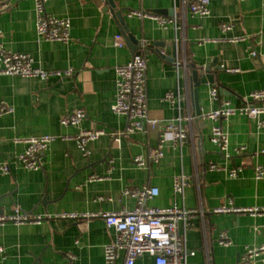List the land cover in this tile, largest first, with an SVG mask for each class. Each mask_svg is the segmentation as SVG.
<instances>
[{
	"label": "crops",
	"instance_id": "crops-1",
	"mask_svg": "<svg viewBox=\"0 0 264 264\" xmlns=\"http://www.w3.org/2000/svg\"><path fill=\"white\" fill-rule=\"evenodd\" d=\"M1 2L0 41L5 48L31 55L43 69L75 72L48 79L0 75V107L11 109L0 115V165L10 164L9 173L0 170V217L16 209L45 216L39 223H0V264H105L104 249L114 240V229L104 218L60 215L132 210L137 200L124 190L144 185L158 189L147 206L198 210L186 232V245L194 252L188 264H236L247 246L264 245V213L215 211L223 205L264 207V178L257 179L254 171L264 164V126L245 114L216 121L196 114L197 108L202 114L215 111L224 101L241 106L250 92L264 89V0H210L207 17L192 15L186 0H112L137 41L136 50L126 41L122 48L115 46L124 26L109 0L46 2L47 15L70 19L68 42L37 36L35 0ZM133 10L176 17L177 23L163 27L154 18L130 15ZM223 23L230 27L222 29ZM137 50L147 58V106L158 125L126 133L120 141L104 134L83 153L74 138L80 130L126 131L127 117L113 110L116 67ZM190 65L208 66L200 73L211 75L212 81L196 87ZM213 88L217 97L211 94ZM167 93L174 94V103L165 99ZM77 109L86 117L78 125H63L62 117ZM178 117L188 138L179 148L168 137L163 158L151 161L164 126ZM216 124L228 133V157L211 141ZM49 134L56 139L42 156V167L24 168L17 155L26 144L17 139ZM138 155L147 169L134 163ZM211 163L221 168L211 170ZM234 167L241 171L231 178L228 170ZM181 173L193 182L177 195L174 177ZM222 231L231 245L218 242ZM263 259L264 254L259 263ZM151 261L150 255H143L136 264Z\"/></svg>",
	"mask_w": 264,
	"mask_h": 264
},
{
	"label": "built area",
	"instance_id": "built-area-1",
	"mask_svg": "<svg viewBox=\"0 0 264 264\" xmlns=\"http://www.w3.org/2000/svg\"><path fill=\"white\" fill-rule=\"evenodd\" d=\"M48 0H35V10L37 14L36 31L37 36L50 41L68 42L71 40V21L69 18H59L49 16L46 13V2ZM176 1V0H173ZM190 13L198 17H207L211 13L210 0H186ZM130 15L139 17H151L157 22L167 27L175 24L177 18H165L153 12L141 10L130 11ZM222 29H228L229 24H221ZM2 33L0 31V38ZM115 46L122 48L126 45L123 35L117 34L114 39ZM256 55V51H251ZM178 64V63H177ZM73 69L47 70L34 64L33 57L25 53H17L4 47L0 41V75L11 74L25 77H39L48 79L50 77H70L74 74ZM211 94L218 96L217 88H213ZM166 100L175 102L173 93H167ZM147 93V58L142 53L134 54L131 59L116 67V102L114 112L127 117L128 124L125 132H107L103 128L82 129L74 137L83 153H88L89 142L99 139L102 135L109 133L111 137L120 141L121 136L132 132H147L158 125L157 119H153L148 110ZM11 109L5 105L0 107V115L8 113ZM235 114H245L256 118L261 126H264V89L250 92L244 97V104L232 106L229 101L222 102L219 109L208 113L197 115L199 119H228ZM86 113L83 109H77L64 115L61 119L63 125H78ZM182 117L166 124L160 133L159 144L151 154V161L157 163L164 156V146L168 137L172 139L174 147L181 148L188 138V130L182 124ZM65 138V137H64ZM56 139L55 135L29 136L17 139L26 144L24 152L17 155V161L26 169L38 170L42 167V156L48 149L51 142ZM211 141L226 156L229 153V136L222 126L213 125L211 131ZM239 153L244 151V147L237 149ZM264 153V149L261 150ZM134 163L147 169L148 163L138 155ZM221 168L215 163L209 164V169ZM2 173L10 172V164L0 165ZM241 167H234L228 170L231 178L237 177ZM255 177L264 178V164L255 167ZM100 179L98 176H91V180ZM193 182V178L184 173L175 175L174 192L183 195L185 188ZM125 195L136 198L137 205L132 210H118L103 213H63L64 218L78 219L102 216L109 227L114 229V240L107 244L104 249L105 264H136V260L143 255H150V264H188V257L194 254L186 245V232L190 227L189 219L198 213L196 209H185L180 207L159 208L150 207L146 202L158 194L156 187L144 185L142 187H126ZM249 211L252 213H264L262 208L239 209L232 205H223L216 212ZM45 216L16 209L14 214L0 217V223L7 221L17 224L39 223ZM218 242L223 246L231 245L232 241L226 231L219 233ZM4 253V248L0 247V256ZM122 254V256H121ZM264 254V245L247 246L245 252L236 264H264L259 263V258Z\"/></svg>",
	"mask_w": 264,
	"mask_h": 264
},
{
	"label": "water",
	"instance_id": "water-1",
	"mask_svg": "<svg viewBox=\"0 0 264 264\" xmlns=\"http://www.w3.org/2000/svg\"><path fill=\"white\" fill-rule=\"evenodd\" d=\"M110 1V4L112 5V13L120 19L121 21V24H123L124 26V31H123V37L125 39V41L127 42V44L134 50L138 49V46H135V43L137 42L135 37L130 33L129 31V28L126 26V23H125V20L123 19V16H122V12L119 11L118 9H116V6L115 4L112 2V0H109ZM0 4H3V2H1ZM156 45V44H155ZM159 45H163L161 43H159ZM137 52V53H136ZM134 54H138V50L136 51ZM170 60H173V59H170ZM193 70H192V79L194 80V82L196 83V87H199L200 84H205L207 83L208 81H212V77L211 75H205L204 74H201L200 71H208L209 70V67H197L196 65H190ZM201 74V75H200ZM195 92L197 93L198 92V89H195ZM197 94H196V99H197ZM201 112H200V109L197 108L196 109V114L199 115Z\"/></svg>",
	"mask_w": 264,
	"mask_h": 264
}]
</instances>
